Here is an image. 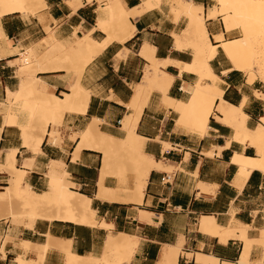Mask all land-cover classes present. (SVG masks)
<instances>
[{
	"label": "crops",
	"instance_id": "crops-1",
	"mask_svg": "<svg viewBox=\"0 0 264 264\" xmlns=\"http://www.w3.org/2000/svg\"><path fill=\"white\" fill-rule=\"evenodd\" d=\"M45 6L35 12H13L0 17V161H4L7 151L15 149L16 165L25 170L24 182L37 192L48 189L46 173L53 161L64 163L67 179L74 183L80 193L91 198L95 211L96 226L71 221H45L37 219L31 228L14 226L0 219V264H16V257L34 258V254L21 247V241L41 244L46 235L70 241V250L78 255L99 256L109 232L125 233L138 237L135 252L124 264H155L165 245L181 242L176 264H197L196 254L212 255L222 262L235 264L243 243L230 238L225 243L199 229L202 216H213L222 226L240 223L248 226L247 236L258 237L264 228V174L253 170L241 188L233 184L237 166L232 163L234 153L254 156L248 144L235 139L234 129L215 118L214 108L207 122L205 133L177 126L179 113L172 108V101L188 102L198 81L197 73L184 69L193 60L190 47L177 48L173 34H181L187 25V18L181 15L174 19L172 7L175 0H152V7L130 17L133 34L123 42H110L83 69L79 84L88 92L83 111L67 110L60 125L55 127L61 139L50 142L47 134L39 151L34 152L22 143L20 125L28 121L42 124L50 116L37 105L32 112L22 111L17 105L11 109L15 119H8L9 106L6 103L7 90L18 88L20 78L18 60L21 53L31 52L41 55L47 48L46 41L54 37L62 44H70L76 36L90 32L97 40H103L105 33L96 27L98 18H106L104 1L82 0L77 9L67 0H43ZM147 0H121L127 9L139 7ZM203 7L205 26L211 43L216 46V54L209 60L212 73L217 76L216 85L222 92L221 98L235 106L242 104L247 115L245 125L255 129L264 114V85L256 80L249 84L242 71L233 68L224 55L219 41L213 35L222 33L224 39L239 36L238 29L226 31L221 16L207 18L210 9L217 6L216 0H191ZM152 48L153 56L159 60H171L179 65L167 64L163 71L172 79L165 92L150 91L135 124V133L142 138L141 150L155 161L172 167L171 172L151 169L141 202L108 200L96 197L99 168L102 153L97 149L82 148L74 157L77 139L74 135L82 132L94 119L102 133L114 138H124L127 131L123 122L134 113L130 105L134 87L141 82L148 61L139 53L144 45ZM35 76L48 87V91L61 96L69 91L74 75L64 69L39 70ZM245 98V100H244ZM244 100V102H243ZM164 143L170 145L164 149ZM211 152V154H208ZM30 166H24V162ZM57 171H62L57 168ZM7 174L0 172V184H4ZM132 182V175L125 179L106 176L103 185L109 188H123ZM211 186L201 190L198 183ZM140 211L150 213V221L139 220ZM109 224L110 228L100 226ZM190 255V257H189ZM261 256V248L253 245L249 259L256 261ZM64 254L59 250H49L44 256V264H63Z\"/></svg>",
	"mask_w": 264,
	"mask_h": 264
},
{
	"label": "bare ground",
	"instance_id": "bare-ground-1",
	"mask_svg": "<svg viewBox=\"0 0 264 264\" xmlns=\"http://www.w3.org/2000/svg\"><path fill=\"white\" fill-rule=\"evenodd\" d=\"M91 2L92 0H86ZM105 2L106 18H98L96 27L105 33L103 40L94 39L91 33L76 36L70 44H62L54 37L46 41L47 48L39 56L30 58L31 52L21 53L20 58L11 62L18 65L17 74L20 78L18 88L7 90L6 103L9 106L6 114L8 119H15L16 113L11 107L16 102H22L31 110L37 105L50 116L42 124L28 121L20 125L22 143L28 149L38 152L39 146L47 134L48 123L53 129L49 132L50 142L61 139L55 129L60 125L62 115L67 110L83 111L88 92L79 84V77L84 67L97 56L110 42H120L128 39L134 31L130 17H135L142 10L152 7V0L143 5L127 9L121 0H99ZM158 1V0H156ZM217 6L210 9L207 18L221 16L226 31L238 29L240 36L224 39L222 33L213 35L219 41L220 47L233 68L245 73L247 83L256 80L264 85V0H216ZM67 3L77 9L82 0H67ZM172 7L174 19L181 15L187 18L186 28L181 34H173L177 48L190 47L193 50V60L184 65V69L198 75L192 95L188 102L172 101V108L179 113L177 126H185L200 134L205 133L207 122L212 113L215 101V118L234 129L233 139L248 144L254 149V156L234 153L231 158L238 170L233 184L241 188L251 171L257 170L264 174V114L255 129L245 125L247 115L242 111V104L231 105L221 98L222 92L216 85L217 76L212 73L209 60L216 54V46L210 39L205 26L203 7L191 0H175ZM45 6L43 0H0V17L13 12H35ZM2 35L0 29V36ZM27 53V55H26ZM139 53L148 61L141 82L134 87L133 99L130 103L134 113L123 122L127 131L124 138H114L102 133L94 119L82 132L73 136L77 139L74 157L82 148L97 149L102 153L98 176L96 197L108 200L133 201L140 203L144 194L148 174L151 169L171 172L172 167L155 161L141 150L142 138L136 135L134 129L138 115L149 93L153 89L165 92L172 77L163 71L167 64L178 63L171 60H159L153 56L152 48L144 43ZM64 69L74 75V81L69 85V91L61 96L48 91L47 85L35 76L37 71ZM263 98L261 91L254 92ZM245 100V98H244ZM243 100V102H244ZM170 145L164 143V149ZM15 149L7 151L4 161H0V172L7 174V183L0 188V219H8L17 226L31 228L37 219L45 221H71L89 226H96L95 211L91 207V198L76 190V185L67 179L64 163L53 161L52 167L46 173L48 190L37 192L24 182L25 170L16 165ZM211 154V152H208ZM24 166H30L24 162ZM61 168L62 171H57ZM126 173L132 175V182L123 188H109L103 185L106 176H114L118 180L125 179ZM201 190H209L210 185L199 182ZM139 220L150 221V213L140 211ZM100 226L110 228L103 222ZM200 231L217 237L225 243L230 238L239 239L243 247L235 264H264V228L260 229L258 237L247 236L248 226L238 222L222 226L215 222L213 216H202L199 220ZM138 237L125 233L109 232L105 238L101 254L78 255L70 250V241L46 235V241L41 244L21 241V247L34 254V258L17 256L16 264H44V256L49 250H59L64 254L63 264H124L135 252ZM253 245L261 248V256L256 261H250L249 254ZM181 242L175 245H165L161 249L155 264H176L180 253ZM190 257V255H189ZM197 264H219L212 255L197 253ZM222 264H230L222 262Z\"/></svg>",
	"mask_w": 264,
	"mask_h": 264
},
{
	"label": "rangeland",
	"instance_id": "rangeland-1",
	"mask_svg": "<svg viewBox=\"0 0 264 264\" xmlns=\"http://www.w3.org/2000/svg\"><path fill=\"white\" fill-rule=\"evenodd\" d=\"M239 36H240V32H239ZM26 55H27V53H26ZM32 60L34 59V56H32V58H31ZM17 64H19V62L17 63ZM14 105H17L18 106V108L19 109H21L22 111H27V112H32L33 110H34V108L33 109H29L28 108V106H26L24 103H22V102H16V103H14ZM40 105V104H39ZM8 178V177H7ZM7 183V179H6V182L4 183V184H6ZM4 184H0V188H1V186H3ZM49 188V187H48ZM48 190V189H47ZM6 221H7V223H10L11 225H14V226H17L14 222H12V221H10V220H8V219H5Z\"/></svg>",
	"mask_w": 264,
	"mask_h": 264
}]
</instances>
